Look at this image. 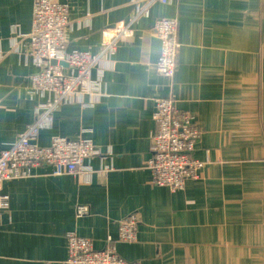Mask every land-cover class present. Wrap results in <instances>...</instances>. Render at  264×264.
I'll use <instances>...</instances> for the list:
<instances>
[{
  "label": "crops",
  "instance_id": "crops-1",
  "mask_svg": "<svg viewBox=\"0 0 264 264\" xmlns=\"http://www.w3.org/2000/svg\"><path fill=\"white\" fill-rule=\"evenodd\" d=\"M69 6L68 51L93 55L101 32L127 21L148 0H58ZM33 0H0V151L11 145L36 108L53 95L30 89ZM128 40L104 59L101 95L50 113L38 143L53 137L90 139L93 156L79 178L42 167L5 182L9 207L0 212V264H64L66 235L109 241L120 257L142 264H264V0H171L147 6ZM177 18L172 78L154 64L158 19ZM171 99L203 134L193 155L200 178L171 193L153 186L154 101ZM86 186L82 193L78 187ZM90 214L75 216L77 205ZM135 214L136 241H118V225Z\"/></svg>",
  "mask_w": 264,
  "mask_h": 264
},
{
  "label": "built area",
  "instance_id": "built-area-1",
  "mask_svg": "<svg viewBox=\"0 0 264 264\" xmlns=\"http://www.w3.org/2000/svg\"><path fill=\"white\" fill-rule=\"evenodd\" d=\"M155 2L165 5L171 0H148V4L127 21L105 27L101 32V49L93 55L86 51L67 50L66 31L73 24L68 4L58 0H33L28 40L36 72L30 77L28 87L50 93L53 97L36 108L37 121L26 124L15 141L0 151V212L9 207V197L3 191L5 182L27 178L42 167L50 168L54 177L69 175L79 178L87 172L85 160L95 153L90 139L53 137L47 146H41L38 143L40 130L49 127L50 113L61 105L79 103L89 107L92 104L85 103L84 97L101 95L104 73L101 62L111 60L120 40L133 37L139 18L146 15L147 6ZM154 35L159 41L155 73L172 78L180 46L177 18L158 19L154 24ZM151 117L155 131L151 136V154L146 161L151 183L171 193L180 191L188 181L200 178L205 163L197 160L193 151L203 132L193 124L192 117L180 111L171 99L155 100ZM78 189L82 193L87 192L86 186ZM89 214L87 205H77L76 217ZM138 225L135 214L126 216L118 225V241L135 242ZM66 241L64 264H142L120 257L111 241L104 248L95 249L92 239L80 237L75 232H69Z\"/></svg>",
  "mask_w": 264,
  "mask_h": 264
},
{
  "label": "water",
  "instance_id": "water-1",
  "mask_svg": "<svg viewBox=\"0 0 264 264\" xmlns=\"http://www.w3.org/2000/svg\"><path fill=\"white\" fill-rule=\"evenodd\" d=\"M64 66H67L66 63H63Z\"/></svg>",
  "mask_w": 264,
  "mask_h": 264
},
{
  "label": "rangeland",
  "instance_id": "rangeland-1",
  "mask_svg": "<svg viewBox=\"0 0 264 264\" xmlns=\"http://www.w3.org/2000/svg\"><path fill=\"white\" fill-rule=\"evenodd\" d=\"M61 106H62V105H61ZM61 106H60V107H61ZM60 107H59V108H60Z\"/></svg>",
  "mask_w": 264,
  "mask_h": 264
}]
</instances>
